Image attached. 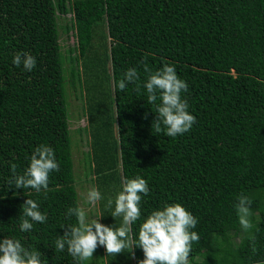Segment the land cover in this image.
<instances>
[{
  "label": "trees",
  "instance_id": "trees-1",
  "mask_svg": "<svg viewBox=\"0 0 264 264\" xmlns=\"http://www.w3.org/2000/svg\"><path fill=\"white\" fill-rule=\"evenodd\" d=\"M62 12L71 14L67 31L78 41L70 50L71 82L87 94L88 166L104 196L102 223L121 226L122 217L113 218L105 207L107 199L125 178L140 175L150 192L142 200L141 220L132 225L133 237L143 216L179 202L198 218L193 230L200 239L192 243L190 264L263 262L264 0H0V238L38 248L46 264H75L66 249H55V239L76 223L64 215L67 208L81 207ZM21 51L37 60L31 72L12 64ZM164 63L174 64L187 81L183 95L196 117L192 129L176 138L156 133L155 106L134 85L117 88L128 68H137L142 82L145 65L154 71ZM40 144L54 148L60 165L47 192L10 189L11 165L23 174ZM240 195L251 200L253 228L247 232L234 208ZM27 198L48 219L22 233ZM104 255L105 264L143 259L135 245Z\"/></svg>",
  "mask_w": 264,
  "mask_h": 264
},
{
  "label": "clouds",
  "instance_id": "clouds-1",
  "mask_svg": "<svg viewBox=\"0 0 264 264\" xmlns=\"http://www.w3.org/2000/svg\"><path fill=\"white\" fill-rule=\"evenodd\" d=\"M12 64L31 72L37 60L31 53L21 51L14 54ZM144 72L145 78L141 82L138 69L128 68L117 84L118 90L124 91L129 85H134V90L142 92L147 103L155 106L152 127L156 133L162 132L167 137L176 138L190 131L196 117L190 112L188 100L183 95L189 85L178 75L176 66L164 63L153 71L145 65ZM16 167L15 164L11 165L12 176L8 180V187L30 189L36 193H46L50 174L60 171L55 150L48 144H40L33 149L23 174H17ZM149 192V182L143 176L125 178L120 190L114 197H109L105 205L111 210L113 218L122 217L119 227L102 223L103 215L89 218L82 207H68L64 215L75 217L76 223L67 225L63 235L55 239V249L60 252L66 249L75 264H84L93 257L98 247H103L108 254H119L130 245H135L143 252V259L138 264H190L192 243L200 239L193 230L198 218L181 203L166 202L153 209L143 216L138 233L134 237L131 234L132 225L142 218V200ZM103 199V194L96 187L89 189L84 196L90 206ZM234 208L241 228L245 232L252 229L250 198L240 195ZM21 210L19 230L22 233L30 232L35 223L47 222V214L41 211L34 199L24 200ZM44 255L36 247L25 246L21 239L0 238V264H46Z\"/></svg>",
  "mask_w": 264,
  "mask_h": 264
},
{
  "label": "rangeland",
  "instance_id": "rangeland-1",
  "mask_svg": "<svg viewBox=\"0 0 264 264\" xmlns=\"http://www.w3.org/2000/svg\"><path fill=\"white\" fill-rule=\"evenodd\" d=\"M70 19L71 14H65L62 12L58 18V22L62 52L68 78L66 87L68 92L67 94L69 103L70 130L73 141L76 186L78 189L79 202L81 207L87 212L89 218H93L101 215V210L99 202L90 206L84 200L86 192L93 187L97 188V185L93 180V174H90L88 166V154L91 151V130L88 127L86 90L82 91L79 87H73V83L71 82L70 69L72 61L70 50L77 46L78 41L77 36L73 30L67 31V26L70 23ZM255 215L257 219H260L259 213L256 212ZM241 235L236 237L237 242L241 241ZM103 260H105L104 248L98 247L94 252L93 257L89 261L90 264H105ZM253 264H264V261Z\"/></svg>",
  "mask_w": 264,
  "mask_h": 264
}]
</instances>
